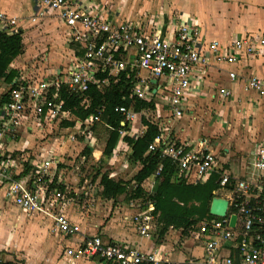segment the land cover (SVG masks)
Here are the masks:
<instances>
[{
  "label": "built area",
  "instance_id": "2783aa9c",
  "mask_svg": "<svg viewBox=\"0 0 264 264\" xmlns=\"http://www.w3.org/2000/svg\"><path fill=\"white\" fill-rule=\"evenodd\" d=\"M49 18L62 30L69 51L66 64L38 82L13 79L0 91V97L7 94L6 99H0L3 201L28 215L49 218L55 234L65 237L80 234L79 223L66 214L65 207L75 199L83 200L82 208L86 210L95 207L103 199L99 177L85 183L83 191L73 189L69 196L67 182L62 178L60 148L79 141L91 148L92 153L96 139L91 128L100 122L101 114L98 111L83 119L76 117L64 109L60 93L77 96L80 105L86 108V91L91 86L104 90L111 82L116 83L122 73L126 78L133 74L128 96H123L122 101L140 100L152 103L153 108L135 112L125 105L115 107L122 117L120 124L128 123L131 128L129 132L119 131L111 157L122 154L127 165L130 147L123 137L128 134L136 139L141 135L132 126L137 119L141 123L145 110L153 111L159 104L165 109L164 120L145 117L159 130L147 153L157 151L161 157L168 158L175 167L174 180L184 178L186 183L197 184L217 175L218 188L213 194L228 201L223 217L202 219L196 230L190 232L201 254L183 264H264V137L241 163V174L235 175L230 172L228 158L224 160L225 156L214 150L209 139L178 142L167 127V121L180 119L191 110L195 96L206 95L203 85L210 68L225 72L232 82L241 81L245 92L264 98V77L246 71L249 61L264 56V34H242L225 42L207 40L195 19L178 14L166 24L151 18L146 26L140 19L134 22L120 18L97 0H33V10L27 19L0 11V32L22 36L23 25ZM142 71L147 74L143 75ZM207 96L210 100L216 96L226 99L232 93L216 85ZM54 132L57 137L44 152L33 150ZM28 137L32 138L31 145ZM160 170L161 165L141 184L146 195ZM136 186L133 181L129 183V195H133ZM146 199L130 198L125 203L131 211L130 224L141 237H149L156 226L154 205ZM233 216L235 221L231 226ZM63 253L71 260H94L102 264L160 263L155 253L144 254L135 247L104 241L97 234L83 235L78 244L66 246Z\"/></svg>",
  "mask_w": 264,
  "mask_h": 264
},
{
  "label": "crops",
  "instance_id": "0c3cea01",
  "mask_svg": "<svg viewBox=\"0 0 264 264\" xmlns=\"http://www.w3.org/2000/svg\"><path fill=\"white\" fill-rule=\"evenodd\" d=\"M100 1L102 2V4L103 3L106 4L107 8L110 9L111 11L117 12L120 18L134 22L140 19L141 21L146 23V26L148 25L147 22L151 18L152 20L154 19L153 21H155V18H157L158 20L163 21L166 24L167 21L177 17L178 14L182 15L184 18L195 19L200 26L201 34L207 40L217 39L220 42H225L233 36H240L242 34H264V0H201V2H203V4L206 5L200 6L199 9L201 8L202 9L196 13H193L192 11L190 12L191 0H143V2H141L140 0H130V1L122 0V2L121 3L119 2V4H114L113 0H100ZM12 3L14 2L11 0H0V11L4 12L9 16L19 17L18 13L23 8V5L18 4L17 6H14L15 3L14 4ZM27 8L31 9V13H32L33 0H27ZM147 14L148 15L152 14V15L148 17ZM23 26H24L23 31H25L28 30L33 25L25 24ZM165 30L166 28L164 25L163 32H165ZM23 31H22V36H23ZM263 59L264 56L249 61L246 71L256 75L254 71V68L256 67L255 64L259 63L260 67L261 66L264 67ZM207 72L208 73L206 78L204 79V85H203L204 91H206V95L195 96L192 99V102L190 104L191 106L192 103H198L202 101H206V103H213L216 101L219 104H222V106L227 102H233L234 108L232 110L230 107L228 108L227 105L226 107L228 108V110L224 111L222 109L217 111L216 113L217 116L221 118V123L223 126L227 123V119H228L227 112L229 110H231L230 111L231 115H233V112L236 111V108L238 109V112H240V108H246V110L250 111V113H252L253 115L256 114L257 116L261 112L262 109L261 107L264 108V98H257L253 93H247L246 97H249L248 95H251L254 99L256 98L255 100L258 102V106L253 107L251 106V103L246 102V100L243 104L237 103V100L240 99L239 94L238 93L234 94V91L231 88L220 85L219 80H217L215 77V76H219L221 73L224 72L223 71L218 72L214 68L208 69ZM258 77H264V76H258ZM234 83L238 85V87L241 85V81H235ZM216 85L219 87H225L229 89L232 93V96L226 99H220L218 96H216L213 100H210V98L207 95L210 92V90H214ZM182 118L174 119V120H181ZM187 120L189 121V119ZM167 122L169 124L172 121L170 120ZM139 125L141 128L139 132L143 133L145 128L141 125V123ZM185 128H186V124L183 125V127H180L179 125L175 133H173L172 129H170L172 137L175 138V140L178 142L197 140L196 138L188 139L186 137V134L189 133L185 130ZM221 128L222 127H218L217 131ZM137 129L139 130V128ZM248 136L251 137L252 133L248 134ZM263 137L264 135L259 140H261ZM204 139H209V138H204ZM258 141L254 142L253 147L255 143ZM236 143L240 144L238 141ZM211 145L214 148V150L221 152L222 156H225L223 157L224 160L228 158V163H229L230 157L229 155L226 154V150L221 147L220 143L215 141V144H211ZM240 157L244 158V156L241 155ZM239 172H240L239 174H241L240 166H239ZM220 194H223V192H220ZM101 201L102 199H100V201H97L95 208L91 209L90 213H92V211L93 213L97 212L99 209L103 207L101 205L102 204ZM107 201L110 203L111 201H113L114 203L116 202L115 204L112 203L114 204V206L105 205L104 212L106 213L107 210V214H110V211L113 208H115L116 209L115 212L116 213L118 212V215H120L121 213L120 211L122 208V207L120 208V206H123L126 209H128V207L125 206V203L127 202L125 197L123 198L122 196H119L115 200H107ZM8 204L9 203L3 201L2 193L0 191V260L3 261L17 260V261H23L24 264H42V263L48 264L51 258L52 257L54 258V254H55L54 252H57V249L55 250L53 249L51 255L49 254L50 256H48L49 249H46L44 244L42 245L41 242L39 244L37 243V240L33 234V230L34 229L40 230L39 232L40 234L47 233V228H46L47 226H45L44 219L41 218H45L46 222L47 221L49 222V225L47 224L48 226H51V220L42 215L39 216L38 220H33V219L25 220L22 214L18 215L17 213L19 212L18 209H16L17 211L14 212L13 215L10 214L9 216V212L8 210H6L9 209V207L6 208V205ZM9 206L12 205L9 204ZM11 210L12 209H9V211ZM65 212L74 222L79 223L81 227V233L73 237H69V236L68 238L66 237L67 239L64 241L65 243L64 248L66 246H74L78 244L81 241L83 235H94L97 234L98 232L101 235L102 234L105 235V236L100 235L104 241L135 247L144 254L155 253L156 257L160 259L159 264H183V262L189 259L190 257L193 256L196 257L201 254V248L198 245L193 247V246H189L187 242L182 241L183 243L179 247H174L173 245L168 244L169 242L166 244L156 243L154 239L155 235L153 234H150L149 237H141L134 231L133 227L130 224L129 219L127 222L125 221L126 219L125 220L122 219L123 217H120L121 219L119 217H117V219L111 218L110 219L111 222L107 221L105 227L102 228L103 229L102 233H100L99 228L104 224L103 223L104 221H101V218L98 217L99 216L98 213L90 215L89 211H87L88 214L85 213L86 215L84 214L82 216L79 215L77 210L75 212V208L72 207H65ZM24 215H28V214L24 213ZM120 220L122 222H120ZM83 221H85L84 225H82ZM114 221L116 222L118 221L119 223L115 225L113 223ZM155 228L156 226L154 227V229ZM176 231L177 230L169 229L166 233L172 236L171 238H173V243L175 245H177L176 243L179 240L180 241L182 240L175 235ZM178 232L180 233V231ZM27 236L29 237L31 236V238H28ZM156 236L158 237V234ZM62 237L63 239L65 238V236ZM195 247L199 249V253L196 255L192 253V250ZM62 255L64 260L62 261L65 262V264H97L95 263L96 261L94 260L92 261L84 260V259L71 260L68 257H65L64 253H62ZM99 264L102 263L99 262Z\"/></svg>",
  "mask_w": 264,
  "mask_h": 264
},
{
  "label": "rangeland",
  "instance_id": "374dc122",
  "mask_svg": "<svg viewBox=\"0 0 264 264\" xmlns=\"http://www.w3.org/2000/svg\"><path fill=\"white\" fill-rule=\"evenodd\" d=\"M11 1L15 3L14 6H17L18 4L23 5V8L18 13V16L20 18L27 19L31 15V9L27 8V0ZM140 1L143 2V0ZM119 2L121 3L122 0H113L114 4H119ZM103 5L107 8L106 4L103 3ZM203 5L205 6L206 4H203L201 0H191L190 12H198L202 9H199V7ZM151 15H148V17H150ZM22 40L23 53L18 57L14 58L13 61L10 63L11 65H9L8 67V70H14L16 72V75L13 78L15 80L19 78H26L29 81L38 82L39 78L48 75V73H51L58 66H64L69 58V51L64 43L62 30L57 24V22L52 18H49L48 20L43 21L41 23L35 24L31 26L28 30L23 31ZM255 66V74L257 76H264V67H260L259 63H256ZM142 74L146 75L147 73L145 71H142ZM215 77L217 80H219L220 85L231 88L234 91V94H239L240 99L237 100V103L243 104L246 100V102L251 103V106H258V102L255 100L256 98L254 99L251 95H248L249 97H246L247 92L243 90V87L241 85L238 87V85L230 81L225 72ZM7 85L8 83L6 82H0V91L2 88L5 89ZM227 103H225L223 106L222 104H219L216 101L213 103H206V101L192 103L191 110L189 112H186L181 120L171 119L172 122L169 123L167 127L169 129H172L173 133H175L179 125L180 127H183V125L186 124L185 130L189 133L186 134V137L188 139L209 138L211 140V144H215V141L219 142L221 147L226 150V154L230 157L228 165V167L230 168V172L237 175L240 173L239 166H241V163L245 162L247 160L246 158L249 157L250 150L253 149L254 142L258 141L264 135V108L261 107V112L257 116L256 114L253 115L252 113H250V111L246 110V108H240V112H238V109L236 108V111H234L233 115H231L230 111L234 108V104L233 102ZM227 105L228 108H231V110L227 112V123L223 126L221 123V118L217 116L216 113L217 111L222 109L224 111L228 110V108L226 107ZM164 112L165 109L159 107L158 104V107H156L153 111L145 110L141 117H146L152 121H162L164 120ZM187 119H189V121ZM139 124L140 122L137 119L135 125L132 126L133 130L139 128V130L137 129V131H140L141 128ZM218 127L222 128L217 131ZM251 133L252 136L249 137L248 134ZM50 135L51 134H49L47 138L43 140V144L41 146H36L33 150H41L42 152H44L45 149H47L49 143H51V141L55 140L57 137V134L55 132L52 133V136ZM94 136L96 142L92 146L93 151L92 153L90 152L89 156L83 154L84 144L79 141L66 143L63 147L61 146L60 148L62 161L61 165L63 167L64 172L62 178L65 179V181L67 182V188L70 192L69 196H71L72 191H74L73 189H79V191H83L84 184L90 182L92 178L97 175L98 172L103 173L105 171H108L109 174H112L113 176L125 172L126 174L124 175V179L129 180L139 168V166H136L133 169L128 170L126 163L124 164L125 157L122 154L119 155V159L117 157L111 156L103 157L102 151L105 146L106 139L108 137V129L103 123L99 122L95 125ZM27 139L30 141L29 145H31V143H33L31 142L32 138L28 137ZM237 141L240 144L236 143ZM240 155L244 156V158H241ZM101 203L103 207L94 213L93 211L92 213H90L91 209L95 208L94 206H92L89 210H86V208H82L83 200L81 199H75L74 203L71 205L68 204L67 207L75 208V212L77 210L79 215L82 216L85 213L88 214L87 211H89L90 215L98 213V217L101 218V221H104V224L99 228L100 233H102V228L105 227L106 222H111V218L117 219V217H123L122 219H126L125 221L128 222L131 213L129 209L120 206V208L122 207L121 211L119 210L121 212L120 215H118V212H115V208L110 211V214H107V210L106 213L104 212L105 205L114 206L116 202L114 203L113 201H111L110 203L107 200L102 199ZM8 207L9 209H12L11 211H9V209H6L9 212V216L10 214L13 215L14 212L17 211L16 208H14L13 206H9V204L6 205V208ZM17 213L18 215L22 214L25 220H38L40 216L37 214L24 215V213H22V211L20 210ZM41 219H44L45 226H47V233L40 234V230L34 229L33 234L37 240V243L39 244L41 242L42 245L44 244L46 249H49L48 256L51 255L53 249H57V252H54V258L51 256L52 258L50 262L47 263L65 264V262H63L64 260L62 257V253L65 249L64 241L68 237H65L63 239L62 236L56 235L55 232L52 230V227L48 226L49 222H46L45 218ZM120 222L122 221L120 220ZM82 223V225H84L85 221H83ZM113 223L117 225L119 222L114 221ZM157 231L158 228L156 227L150 232V234L155 235L154 239L156 243L166 244L169 242L168 244H171L174 247H179L183 242H187L189 246L193 247L197 245V242L195 241V238L192 234L191 237L188 236L186 238H180V233L177 230L175 235L182 240H179L176 243L177 245H175L173 243V238H171L172 236L170 234H166L164 237L159 238L156 236L158 234ZM98 234L99 233L97 232V235ZM100 235L101 234H99V236ZM101 236L105 235L102 234ZM27 237L31 238V236ZM192 253L194 255L198 254L199 249L195 247L192 250ZM95 263L99 264L98 261H96Z\"/></svg>",
  "mask_w": 264,
  "mask_h": 264
},
{
  "label": "trees",
  "instance_id": "16d2710c",
  "mask_svg": "<svg viewBox=\"0 0 264 264\" xmlns=\"http://www.w3.org/2000/svg\"><path fill=\"white\" fill-rule=\"evenodd\" d=\"M23 53V42L21 34L7 35L0 32V82L10 83L16 75L14 70H8L14 58ZM130 77L126 78L125 73L119 76L116 83L111 82L104 90H98L91 86L87 91L88 106L83 108L80 105L81 99L75 95H69L61 91L60 97L64 102V109L70 110L76 117L83 119L90 114L100 111V122L108 129V137L102 151L103 157H110L120 137V130L129 132L128 123L121 125V115L115 110L117 105L132 107L135 112L146 108H153L152 103H145L140 100H131L122 97L128 96L131 85ZM7 94H2L0 99H6ZM96 125V124H95ZM95 125L91 128L95 133ZM141 125L145 127L143 133L136 139L128 134L123 137L130 147V154L127 159V169L139 166L138 170L130 180H125V172L110 177L109 172H98L92 180L99 177L101 186L100 195L106 200H115L124 195L125 199L144 198L153 203V214L157 215L156 227L158 237L162 238L169 229L180 231L181 238L190 236V232L196 230L197 223L202 219L212 218L209 214V206L214 197L213 191L218 188L217 175L210 176L205 182L189 184L184 178L174 180L175 167L168 158L160 156L159 152L147 153L148 145L158 134V126L141 118ZM83 154L90 155V149L84 147ZM161 170L154 177V185L146 195L141 184L154 175L158 166ZM126 169V170H127ZM127 172V171H126ZM133 181L137 186L133 195L128 194V185ZM63 189V187H60ZM0 264H23L22 261H3ZM140 264H151L142 262Z\"/></svg>",
  "mask_w": 264,
  "mask_h": 264
},
{
  "label": "water",
  "instance_id": "95a60500",
  "mask_svg": "<svg viewBox=\"0 0 264 264\" xmlns=\"http://www.w3.org/2000/svg\"><path fill=\"white\" fill-rule=\"evenodd\" d=\"M89 149L92 150L91 148ZM227 203V199L220 196H214L209 206V214L214 217H223L226 212ZM234 221L235 217L233 216L230 219L231 226L234 224Z\"/></svg>",
  "mask_w": 264,
  "mask_h": 264
},
{
  "label": "bare ground",
  "instance_id": "6f19581e",
  "mask_svg": "<svg viewBox=\"0 0 264 264\" xmlns=\"http://www.w3.org/2000/svg\"><path fill=\"white\" fill-rule=\"evenodd\" d=\"M96 153V152H95Z\"/></svg>",
  "mask_w": 264,
  "mask_h": 264
}]
</instances>
